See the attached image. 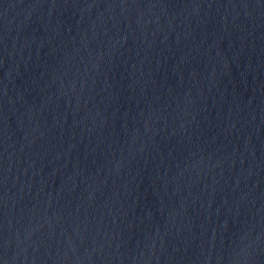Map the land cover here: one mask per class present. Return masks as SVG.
Instances as JSON below:
<instances>
[{
	"label": "water",
	"instance_id": "water-1",
	"mask_svg": "<svg viewBox=\"0 0 264 264\" xmlns=\"http://www.w3.org/2000/svg\"><path fill=\"white\" fill-rule=\"evenodd\" d=\"M0 264H264V0H0Z\"/></svg>",
	"mask_w": 264,
	"mask_h": 264
}]
</instances>
